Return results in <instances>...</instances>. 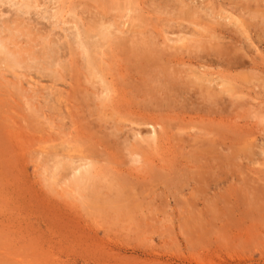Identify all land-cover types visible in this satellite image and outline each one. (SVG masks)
I'll use <instances>...</instances> for the list:
<instances>
[{"label": "rangeland", "instance_id": "1", "mask_svg": "<svg viewBox=\"0 0 264 264\" xmlns=\"http://www.w3.org/2000/svg\"><path fill=\"white\" fill-rule=\"evenodd\" d=\"M34 1L24 24L0 2V264H264V0H178L166 11L159 0ZM56 8L55 26L40 18ZM99 17L126 47L173 56L180 93L141 90ZM73 21L95 79L63 32ZM51 30L67 54L52 69L42 64Z\"/></svg>", "mask_w": 264, "mask_h": 264}, {"label": "bare ground", "instance_id": "2", "mask_svg": "<svg viewBox=\"0 0 264 264\" xmlns=\"http://www.w3.org/2000/svg\"><path fill=\"white\" fill-rule=\"evenodd\" d=\"M54 2H56L57 0H53ZM172 1V2H171ZM237 1V0H236ZM0 2H4V3H7V5L9 4L10 5V7H15V9H16V11L20 14V16L17 14V17H20L19 19L23 22V24L26 22V23H30L29 21L31 20V19H29V18H31L32 16L30 15V14H32V12H31V10L32 9H34V8H36L37 6H39V4H37V6H35L36 4H35V2H37V1H34V0H0ZM157 3H160V7L162 8V10L163 11H166L165 10V8L166 7H169L170 6V4L172 3V6H170V9H173V6L175 5L174 3H176V5H177V3H180L178 0H159V2H157ZM181 3L183 4L184 2L183 1H181ZM35 4V5H34ZM56 4V3H55ZM54 4V5H55ZM149 4V3H148ZM43 5V4H42ZM185 5V4H184ZM242 5V4H241ZM153 6V5H152ZM178 6V5H177ZM188 6V5H187ZM145 7V6H144ZM48 8V7H47ZM54 8V7H53ZM178 8V7H177ZM192 9H193V6L191 7ZM239 8V7H238ZM237 8V9H238ZM169 9V10H170ZM196 9V8H195ZM199 9V8H198ZM56 10H58L57 8L55 9V13H53V14H50V16H48V17H46L45 15H41L40 16V18H42V19H47V20H49L50 18H53V19H55V21H53L52 23H51V25L52 26H55V24L57 23L56 22V16H57V12H56ZM176 10V13H177V11H179L178 9H175ZM194 10V9H193ZM262 10V9H261ZM46 11V10H45ZM44 11V12H45ZM185 11V10H184ZM184 11H179V14H176L175 12V14L173 13L172 15H174V17H181L182 18V16H184L185 14H184ZM188 11V10H187ZM187 11H185V12H187ZM196 11V10H195ZM200 11V10H199ZM168 12V11H167ZM172 12V11H171ZM188 12H190V14H191V11H188ZM240 12V11H239ZM46 13V12H45ZM44 13V14H45ZM193 13V12H192ZM247 13V12H246ZM250 13V12H249ZM160 14V13H159ZM163 14V13H162ZM168 14V13H167ZM194 14V13H193ZM196 14V13H195ZM200 14V13H199ZM241 14V13H240ZM197 15V14H196ZM204 15V14H203ZM25 16H29V17H26L25 18ZM31 16V17H30ZM195 16V15H194ZM198 16V15H197ZM250 16H251V13H250ZM95 17V16H94ZM93 17V18H94ZM187 17H189V16H187ZM244 17V16H243ZM16 18V17H15ZM85 18V17H84ZM171 18V17H170ZM169 18V20H171ZM199 18V17H198ZM258 18V17H257ZM174 19V18H173ZM193 19H195V18H193ZM208 19V18H207ZM252 19V18H251ZM262 19V18H261ZM97 20V21H96ZM96 27H98L99 29H100V31H102V33H104L105 34V38L109 41V42H111L112 43V45L114 46V47H116L117 49H121V51L122 52H124V53H122L124 56H129L131 59H129V60H131V61H129L131 64V67L130 68H132L131 70L133 71V74L134 73H136L135 75H136V77H137V74L140 76V77H138V79L140 78V79H143V82H144V84H146V87L145 88H143V87H141V90L142 89H144V91H146V93L147 92H149L150 94L151 93H153V95H154V93H156V92H158V93H160V94H158V95H160V96H163V98H164V100H168L169 98V96L170 95H168L169 93H171V92H176V93H180V90H179V88L177 87V84L175 83V79L176 78H179L178 77V74H176V73H174V72H176V70L173 68H171V67H169V64H170V60H172V57H171V59L170 60H167V59H165L160 53V56L158 55V52H156V50H153L152 51V53H150L151 55H154L153 57H151V56H148V55H146L147 53L149 54V51H145V47L144 46H142L143 44H139V45H141V46H138V45H134L133 47H126V45H125V42H124V40L122 41V38H119V36H114L115 35V32H116V28H113V25L114 24H112L110 21H109V19H106V20H103V19H101V17H99V18H96ZM209 20V19H208ZM14 21V20H13ZM20 21V22H21ZM25 21V22H24ZM178 21V20H177ZM196 21V20H195ZM78 22V21H77ZM77 22H75V21H73V22H71V23H67V25H69L67 28H64L63 30V32H65V33H69V36H70V40L68 41V40H66V42L68 41V43H70L69 45L71 46V49H74L73 51H75V50H78L79 52L77 53V55L80 53V56H78V58H80L81 59V62L84 64V66H86L87 68H88V70H89V72H90V75L95 79V77H96V72L98 71V67L97 66H95V68L97 69V71L94 69V67H93V65H92V62H93V57L91 58L92 59V62H91V59H90V53H89V47H88V43L90 42V41H88V43H87V40H89L88 38H86L85 37V34H84V32H83V30L81 29V26L77 23ZM169 22V21H168ZM192 22V21H191ZM191 22H190V24H191ZM197 22V21H196ZM248 22H250L249 20H248ZM90 23V22H89ZM169 23H171V25L172 26H174L173 24H174V21H172L171 20V22H169ZM188 23V22H187ZM193 23V22H192ZM35 24V23H34ZM40 24V23H39ZM200 24V23H199ZM208 24V23H207ZM262 24V23H261ZM177 25V24H176ZM28 26V25H27ZM43 26V25H42ZM82 26H84V25H82ZM186 26V25H185ZM184 26V27H185ZM191 26H194V25H191ZM191 26H190V28H191ZM246 26V25H245ZM29 27V26H28ZM37 27V26H36ZM58 27V26H57ZM96 27H95V29H96ZM116 27V26H115ZM171 27V26H170ZM205 27H206V25H205ZM43 28V27H42ZM84 28V27H83ZM173 28V27H172ZM186 28V27H185ZM189 28V29H190ZM195 28H196V26H195ZM194 28V29H195ZM198 29H200L199 27H197ZM196 28V29H197ZM250 28H251V26H250ZM254 28V27H253ZM191 29H193V28H191ZM195 29V30H196ZM220 29V28H219ZM222 29V28H221ZM41 30V29H40ZM50 30V29H49ZM86 30V29H85ZM84 30V31H85ZM98 32H99V30L98 29H96ZM171 30V29H170ZM185 30V29H184ZM187 30V29H186ZM200 30H202V29H200ZM227 30V29H226ZM254 30V29H253ZM96 31V32H97ZM223 31V30H222ZM48 32V31H47ZM46 31H45V33H43L42 34V36L44 37V39L45 40H47V41H49L48 43H46V45L44 46V48H43V51H42V54H43V56H44V58H45V60H44V62H42V61H40L41 60V58L43 57V56H41V58H35L34 59V61L32 62L33 64H34V66H39V64H41V62H42V64H46V65H48L49 66V68L50 69H52L53 67L55 68H58L59 66H64V64L62 63V64H60L61 62H64L65 61V58H66V55H65V51H66V47H65V44L61 41L62 40V38L60 37V36H58L57 34H55V33H53L52 32V30L51 31H49V33H47ZM86 32V31H85ZM92 32L93 31H91L90 33H89V35H93L92 34ZM121 32V31H120ZM169 32H172V30L171 31H169ZM182 32V31H181ZM188 32V31H187ZM190 32V31H189ZM196 33H197V31H195ZM212 32V31H211ZM211 32H208V33H210L211 34ZM86 33H88V32H86ZM200 33V32H199ZM198 33V34H199ZM203 33L204 34H207V32L205 33L204 32V30H203ZM64 34V33H63ZM178 34V33H177ZM184 34V33H183ZM190 34H192V33H190ZM189 34V35H190ZM201 35H202V33H200ZM96 35V34H95ZM102 35V34H101ZM185 35V34H184ZM194 35V34H193ZM209 35V34H208ZM68 36V35H67ZM66 36V37H67ZM207 36V35H206ZM65 37V38H66ZM103 37V36H102ZM102 37L100 38V39H102ZM121 37V36H120ZM139 37V36H138ZM178 37V36H177ZM180 37H182V35L180 36ZM191 37V36H190ZM189 37V38H190ZM193 37H196L195 35L193 36ZM200 37V36H199ZM199 37H196V38H198L199 39ZM64 38V37H63ZM65 38H64V40H65ZM69 38V37H68ZM85 38L87 39V40H85ZM192 38V37H191ZM130 39V38H129ZM139 39V38H138ZM169 39V38H168ZM176 39V38H175ZM201 39V38H200ZM99 40V39H98ZM114 40H115V42H114ZM132 40V39H131ZM137 40V39H136ZM138 41V40H137ZM147 41H149V40H146V42ZM181 41V40H180ZM182 41H183V39H182ZM181 41V42H182ZM190 41V40H189ZM240 41V40H239ZM99 42H101V40L99 41ZM155 42V41H154ZM187 42H188V39H187ZM192 43H193V41H191ZM191 42H190V44H191ZM212 42H213V40H212ZM110 43V44H111ZM148 43V42H147ZM150 43V42H149ZM148 43V44H149ZM207 43V42H206ZM88 44V45H87ZM91 44V43H90ZM107 44V43H106ZM132 44V43H131ZM147 44V45H148ZM196 44V43H195ZM199 44H202V43H199ZM211 44V43H210ZM262 44V43H261ZM92 46H94L93 44H91ZM98 45V44H97ZM99 45H101V44H99ZM154 45H157V43L156 44H154ZM188 45V44H187ZM67 46V45H66ZM96 46V45H95ZM131 46V45H130ZM150 46V45H149ZM185 46H186V44H185ZM189 46V45H188ZM203 46V45H202ZM201 46V47H202ZM206 46V45H205ZM204 46V47H205ZM222 46V45H221ZM220 46V44H219V47H221ZM96 47H99V46H96ZM155 47V46H154ZM194 47V46H193ZM192 47V48H193ZM211 47V46H210ZM91 48V47H90ZM115 48V49H116ZM185 48V47H184ZM195 48L196 47H194V50H195ZM198 49H199V46L197 47ZM69 48H67V50H68ZM94 48H92V50H93ZM99 49V48H98ZM147 49H148V47H147ZM191 49V48H190ZM198 49H196L195 51H198ZM222 49V48H221ZM39 50V49H38ZM97 50V49H96ZM159 50H161V49H159ZM175 50V49H174ZM193 50V49H192ZM193 50V51H194ZM204 50V49H203ZM203 50H199V52L200 53H202L201 55H203L204 57H203V59L204 58H206V59H208V57H211V54H208V52H205V51H203ZM208 50V49H207ZM101 51H103V50H101ZM117 51V50H116ZM216 51V50H215ZM225 51V50H224ZM67 52H69V50L67 51ZM72 52V51H71ZM98 52H99V50H98ZM190 52V51H189ZM211 51H209V53H210ZM214 52V51H213ZM212 52V53H213ZM39 54H41L40 52H38ZM93 53V55H94V52H92ZM100 53V52H99ZM119 53V52H118ZM164 53H166V52H164ZM192 53V52H191ZM190 53V54H191ZM199 53V54H200ZM222 53V52H221ZM220 53V54H221ZM69 54V53H68ZM76 54V53H75ZM101 54V53H100ZM103 54H105V52H103ZM122 54H119L120 56H123ZM126 54V55H125ZM149 54V55H150ZM227 54V53H226ZM70 55V54H69ZM68 55V56H69ZM106 55V54H105ZM104 55V56H105ZM118 55V54H117ZM179 55V54H178ZM198 54H196V56H197ZM201 55H200V57H201ZM210 55V56H209ZM37 56V55H36ZM92 56V55H91ZM101 56V55H100ZM195 56V55H194ZM194 56L193 57H191V59L192 58H194ZM221 56V55H220ZM230 56V55H229ZM163 57V58H162ZM199 57V58H200ZM215 57H217L216 55H215ZM214 57V58H215ZM233 57V56H232ZM122 58V57H121ZM178 58V57H177ZM219 59H220V57H218ZM223 58V57H222ZM225 58V57H224ZM14 59H15V57H14ZM43 59V58H42ZM104 58H102L101 60H103ZM174 59H176L175 58V56H174ZM197 59H198V57H197ZM201 60H202V58H200ZM211 59V58H210ZM226 59V58H225ZM77 60V59H76ZM133 60V61H132ZM176 60H178V59H176ZM180 60V59H179ZM179 60L177 61V63L180 65L181 63H184V62H180L179 63ZM189 60H190V58H189ZM193 60V59H192ZM191 60V61H192ZM196 60V59H195ZM194 60V61H195ZM205 60V59H204ZM203 60V61H204ZM213 60V59H212ZM216 60V59H215ZM228 60V59H227ZM232 60V59H231ZM235 60H236V58H235ZM239 60H241V59H239ZM107 61V60H106ZM125 61V60H124ZM194 61H192V62H194ZM218 61V60H217ZM216 61V62H217ZM223 61V60H222ZM233 61V60H232ZM17 62H18V60H17ZM66 62H68V60L66 61ZM65 62V63H66ZM172 62V61H171ZM196 62V61H195ZM197 62H198V60H197ZM200 62V61H199ZM209 62V61H208ZM211 62V61H210ZM224 62H226V61H223V63ZM229 62V61H228ZM28 63V62H27ZM77 63V62H76ZM103 63V62H102ZM176 63V64H177ZM206 63H207V61H206ZM212 63V62H211ZM222 63V62H221ZM227 63V62H226ZM235 63V62H234ZM238 63V62H237ZM173 64V63H172ZM202 64V63H201ZM214 64H215V62H214ZM228 65H231V63L229 64V63H227ZM227 64H226V66H227ZM239 64L241 65L242 64V62L240 63L239 62ZM246 64V63H245ZM30 65H32V64H30ZM45 65V66H46ZM82 65V64H81ZM185 65V64H184ZM222 65V64H221ZM242 65H244V63L242 64ZM41 66V65H40ZM43 66V65H42ZM207 66V65H206ZM210 66H211V64H210ZM128 67V66H127ZM173 67V66H172ZM188 67V66H187ZM200 67V66H199ZM229 67V66H228ZM243 67V66H242ZM38 68H40V67H38ZM46 67H44V69H45ZM101 68V67H100ZM129 68V67H128ZM201 68H203L202 66H201ZM227 68V67H226ZM237 68H238V66H237ZM240 68V67H239ZM43 69V70H44ZM110 69V68H109ZM172 69V70H171ZM185 69V68H184ZM225 69V68H224ZM88 70H87V73H88ZM101 70V69H100ZM103 70V69H102ZM181 70V69H180ZM230 70V69H229ZM52 71V70H51ZM50 71V72H51ZM58 71H59V69H58ZM58 71H55L54 73L55 74H57L58 73ZM96 71V72H95ZM126 71V70H125ZM186 71V70H185ZM185 71H182V72H185ZM48 72V71H47ZM61 72V71H60ZM101 72V71H100ZM103 72V71H102ZM106 72V71H105ZM181 72V73H182ZM229 72V71H228ZM53 73V72H52ZM63 73V72H62ZM62 73H60V74H62ZM98 73H99V71H98ZM128 73V72H127ZM186 73V72H185ZM59 74V73H58ZM99 74H102V73H99ZM107 74V73H106ZM187 74V73H186ZM54 75V74H53ZM129 75V74H128ZM135 75H133V76H135ZM190 75V74H189ZM188 74H187V76H189ZM192 75V74H191ZM191 75H190V77H191ZM55 76V75H54ZM99 76H101V75H99ZM106 75L104 74V77H105ZM111 76V75H110ZM175 76V77H174ZM61 77V76H60ZM98 77V76H97ZM102 77V76H101ZM100 77V78H101ZM108 77V76H107ZM135 77V78H136ZM172 77H174V79L172 78ZM225 77V76H224ZM93 78H91V79H93ZM99 78V77H98ZM109 78V77H108ZM111 78V77H110ZM109 78V79H110ZM128 78L130 79V77L128 76ZM185 78V77H184ZM187 78V77H186ZM185 78V79H186ZM197 78H200V77H197ZM55 79V78H54ZM93 79V80H94ZM105 80H106V78H104ZM109 79H107L108 81H110ZM179 79H183V78H179ZM226 79V81H227V78H225ZM123 80H124V78H123ZM190 80V79H189ZM196 80V79H195ZM194 80V82H196ZM103 81V80H102ZM101 81V82H102ZM112 81H114L113 80V78H112ZM101 82H97V83H101ZM106 82V81H105ZM131 82V81H130ZM137 82V81H136ZM148 82H150V83H152V84H156L155 86H149L148 85ZM200 83H201V81H199ZM87 83H88V81H87ZM95 83V82H94ZM111 83H113V82H111ZM125 83V82H124ZM129 82L127 81V84H128ZM197 83V82H196ZM104 84V83H103ZM126 84V85H127ZM131 84H132V82H131ZM191 84H193L192 82H191ZM195 84V83H194ZM198 84V83H197ZM202 84V83H201ZM230 84V83H229ZM98 85H100V84H98ZM113 85V87H115L116 85H115V82H114V84H112ZM115 85V86H114ZM125 85V86H126ZM136 85V84H135ZM181 85V84H180ZM189 85V84H188ZM102 86V88L105 86V85H101ZM108 86H110L109 84H108ZM124 86V85H123ZM144 86V85H143ZM215 86V85H214ZM100 87V86H99ZM184 87V86H183ZM200 87V86H199ZM137 88H138V86H137ZM209 88V87H208ZM100 89H101V87H100ZM108 89H109V87H108ZM116 89V88H115ZM132 89H133V87H132ZM183 89V88H182ZM210 89V88H209ZM215 89V88H214ZM221 89V88H220ZM101 90H104L105 92H107V89L104 87L103 89H101ZM96 91V90H95ZM115 91V90H114ZM124 91V90H123ZM122 91V92H123ZM193 91V90H192ZM192 91H190V92H192ZM105 92H100V94L101 93H105ZM109 92H111V91H109ZM117 92H118V90H117ZM126 92V91H125ZM124 92V93H125ZM132 93H133V91H131ZM204 92V91H203ZM211 92H213L212 90H211ZM224 92V91H223ZM108 93V92H107ZM134 93H135V91H134ZM193 93V92H192ZM191 93V94H192ZM222 93V92H221ZM91 94H93V92L91 93ZM95 94V93H94ZM97 94V93H96ZM122 94V93H121ZM127 94V93H126ZM226 94V93H225ZM103 95V94H102ZM109 95H110V93H109ZM136 95V94H135ZM173 95V94H172ZM175 95V94H174ZM179 95V94H178ZM178 95H177V97H178ZM198 95V94H197ZM218 95V94H217ZM216 95V91H215V96H217ZM219 95H221V94H219ZM230 95V94H229ZM105 96H106V94H105ZM108 96V95H107ZM125 96V95H124ZM143 96V95H142ZM181 96V95H180ZM186 96H188V95H186ZM223 96V95H222ZM231 96V95H230ZM103 98H105L104 96H102ZM110 100L112 99V97H113V95H110ZM137 97H138V95H137ZM140 97V96H139ZM172 97V96H171ZM170 97V98H171ZM196 97V96H195ZM199 97H201V96H199ZM210 97V96H209ZM208 97V98H209ZM214 97V96H213ZM217 97H219V96H217ZM232 97V96H231ZM114 98V97H113ZM130 98H132V97H130ZM129 98V99H130ZM135 98V97H134ZM145 98V97H144ZM143 98V99H144ZM148 98V97H147ZM146 98V99H147ZM197 98V97H196ZM206 98H207V96H206ZM215 98V97H214ZM213 98V99H214ZM221 98V97H220ZM219 98V99H220ZM118 99V98H117ZM158 99V98H157ZM172 99V98H171ZM176 99V98H175ZM210 99V98H209ZM151 100V99H150ZM155 100V99H154ZM170 100V99H169ZM173 100H174V98H173ZM177 100H179V99H177ZM186 100V99H185ZM195 100V99H194ZM196 100H198V99H196ZM212 100V99H211ZM216 100V98L214 99V101ZM226 99H224V101H225ZM228 101H229V99H227ZM130 101H132L131 99H130ZM130 101H128V102H130ZM207 101V100H206ZM217 101V100H216ZM223 101V100H222ZM82 102H84V101H82ZM111 102V101H110ZM145 102V101H144ZM147 102V101H146ZM165 103H166V101H164ZM169 102V101H168ZM176 102V101H175ZM185 102V101H184ZM191 102V101H190ZM209 103H210V101H208ZM218 102V101H217ZM230 102H231V100H230ZM106 103V102H105ZM152 103V102H151ZM159 103H161V101H159ZM212 103L214 104V102H211V105H212ZM222 103V102H221ZM175 104V103H174ZM181 104V103H180ZM186 104V103H185ZM218 104V103H217ZM114 105V104H113ZM215 105H216V102H215ZM215 105H212V106H215ZM190 106V105H189ZM217 106V105H216ZM219 106V105H218ZM231 106V105H230ZM178 107V106H177ZM180 107V106H179ZM220 107V106H219ZM120 108V107H119ZM167 108H169V106H167ZM172 108V107H171ZM188 108V107H187ZM173 110V109H172ZM190 110V109H189ZM191 110H192V108H191ZM198 109H196V111H197ZM223 110V109H222ZM195 111V110H194ZM206 111H208V110H206ZM213 111V110H212ZM224 111V110H223ZM184 112V111H183ZM209 112V111H208ZM217 112V111H216ZM196 113V112H195ZM199 113V112H198ZM191 114V113H190ZM194 114V113H193ZM206 114V113H205ZM216 114V113H215ZM218 114H220V113H218ZM225 115H226V113H224ZM228 114V113H227ZM171 115V114H170ZM195 115V114H194ZM207 115L209 116V115H211V112H210V114H208L207 113ZM214 115V114H213ZM153 116V115H152ZM151 116V117H152ZM181 116V115H180ZM204 116V115H203ZM216 116H217V114H216ZM219 116V115H218ZM227 116V115H226ZM164 117V116H163ZM202 117V116H201ZM205 117H206V115H205ZM225 117V116H224ZM229 117V116H228ZM143 118V117H142ZM170 118V117H169ZM181 118V117H180ZM217 118V117H216ZM141 119V118H140ZM147 119V118H146ZM161 119V118H160ZM143 120V119H142ZM149 120V119H148ZM155 120L156 119H153V121H152V119H151V122H154V124H155ZM192 120V119H191ZM139 121V120H138ZM145 121V120H144ZM150 121V120H149ZM223 121V120H222ZM162 122V121H161ZM156 123H158L157 121H156ZM148 124H150L149 122H148ZM154 127V126H153ZM161 127V126H160ZM170 129V128H169ZM183 131V130H182ZM206 132V131H205ZM145 133V132H144ZM197 134V133H196ZM201 134V133H200ZM212 134V133H211ZM147 135V134H146ZM155 135V134H154ZM194 135V134H193ZM204 136V135H203ZM131 137V136H130ZM155 137V136H154ZM206 137V136H205ZM209 138V136L207 137V139ZM183 139V138H182ZM130 140V139H129ZM188 140V139H187ZM209 140V139H208ZM133 141V140H132ZM214 142H215V144L216 143H220V141L218 140V142L217 141H215L214 140ZM200 144V143H199ZM213 144V143H212ZM211 144V145H212ZM221 144V143H220ZM178 147H179V145H178ZM184 147V146H183ZM199 147V146H198ZM219 147V146H218ZM201 148V147H200ZM182 149H184V148H182ZM220 149V148H219ZM224 149V148H223ZM195 151V150H194ZM184 153V152H183ZM192 154V153H191ZM190 155V154H189ZM194 155V154H193ZM137 156V155H136ZM210 156V155H209ZM174 157V156H173ZM213 157V156H212ZM179 158H181V157H179ZM226 158H228V157H226ZM181 159H183V158H181ZM188 159V158H187ZM55 160V159H54ZM206 160H208V159H206ZM211 160V159H210ZM193 161V160H192ZM57 162V161H56ZM172 162H174V161H172ZM176 162H177V160H176ZM206 162V161H205ZM79 163V162H78ZM81 163V162H80ZM85 163V162H84ZM136 163V162H135ZM180 163V162H179ZM213 163V162H212ZM54 164H55V162H54ZM180 165V164H179ZM182 165V164H181ZM206 165V164H205ZM211 164H209V166H210ZM178 166V165H177ZM187 166V165H186ZM208 166V167H209ZM55 167V166H54ZM167 167V166H166ZM56 168V167H55ZM77 168V167H76ZM73 170V169H72ZM169 170V169H168ZM76 171V170H75ZM86 171V170H85ZM158 171V170H157ZM169 171H171V170H169ZM74 172V171H73ZM193 172V171H192ZM86 173V172H85ZM162 174V173H161ZM166 174V173H165ZM80 176V175H79ZM166 176V175H165ZM164 176V177H165ZM160 177H161V175H160ZM90 178V177H89ZM162 178V177H161ZM173 178V177H172ZM91 180V179H90ZM176 180V179H175ZM81 181V180H80ZM79 181V182H80ZM165 181V180H164ZM81 183V182H80ZM74 184V183H73ZM76 184V183H75ZM83 184V183H82ZM171 184V183H170ZM77 185V184H76ZM87 185V184H86ZM78 186V185H77ZM126 186H129V185H126ZM79 187V186H78ZM91 187V186H90ZM79 190H81V186H80V189ZM96 189H94V191H95ZM135 190V189H134ZM124 194H126V193H124ZM124 194H122V195H124ZM115 195H117V194H115ZM133 195V194H132ZM94 196V195H93ZM95 196H97L96 194H95ZM126 197V196H125ZM124 198V197H123ZM129 198V197H128ZM127 198V199H128ZM96 199V198H95ZM114 199V198H113ZM122 199V198H121ZM130 199V198H129ZM118 199L116 198V201H117ZM124 200V199H123ZM122 200V201H123ZM119 201V200H118ZM113 202V201H112ZM103 203V202H102ZM119 203V202H118ZM116 204L117 203H115V205H113L112 207H114L115 206V208H116ZM112 205V204H111ZM118 205V204H117ZM119 206V205H118Z\"/></svg>", "mask_w": 264, "mask_h": 264}]
</instances>
